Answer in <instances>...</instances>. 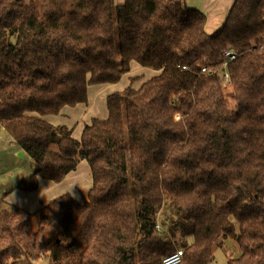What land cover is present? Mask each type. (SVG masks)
<instances>
[{
	"label": "trees",
	"instance_id": "16d2710c",
	"mask_svg": "<svg viewBox=\"0 0 264 264\" xmlns=\"http://www.w3.org/2000/svg\"><path fill=\"white\" fill-rule=\"evenodd\" d=\"M206 24L181 0H0V125L36 164L15 188L60 182L82 160L92 175L83 201L0 208V264H162L176 233L193 238L179 264H211L229 238L241 252L227 264H264V0ZM132 61L160 73L108 94L107 118L80 139L42 117Z\"/></svg>",
	"mask_w": 264,
	"mask_h": 264
},
{
	"label": "rangeland",
	"instance_id": "374dc122",
	"mask_svg": "<svg viewBox=\"0 0 264 264\" xmlns=\"http://www.w3.org/2000/svg\"><path fill=\"white\" fill-rule=\"evenodd\" d=\"M133 62L136 63V66L131 64L130 71L123 74L118 82L89 84L87 88L88 99L86 102H79L75 105H65L67 107L63 109L65 107L63 106L58 113L45 114L51 119L49 122L54 125L68 126L72 130V135L75 138H80L84 125L90 123L93 117L107 118V94L116 91L122 92L130 85L136 87L155 74L154 69L144 67L136 61ZM133 78H135V80H132ZM5 139L10 142L12 137L10 135L6 136L0 125V198L8 191L3 197L4 200L2 198L0 199V208L8 207L6 204L12 202L16 206L22 208L27 207L26 209L28 211H32L36 207L35 204L38 200H46L45 198L48 191L52 189L48 186L54 185V182L42 178L43 180L41 181L39 179L38 187L35 190L24 191L14 188L19 180L35 171L36 164L26 153L23 156H20V154L15 153V150L12 147H7L6 144H9V142H5ZM83 161L84 162L78 164L77 168L74 170L79 178L78 182L73 187V193L75 194L74 197L80 201L87 198L89 191L88 186H90L88 184L92 181V175L89 170L90 166L86 160ZM157 217L159 229L169 231L170 228L167 225L169 210L164 207L160 213H158ZM37 224L38 218L35 217L30 227L31 232L36 230ZM172 241L177 246V249H182L184 251L182 242L190 244L193 241V238L192 236L183 237L179 233H176V235L172 237ZM222 243V246L215 249L211 264H227L230 258L236 257L240 254V248L235 240L229 238ZM35 262L37 264H49V257L42 255Z\"/></svg>",
	"mask_w": 264,
	"mask_h": 264
},
{
	"label": "crops",
	"instance_id": "0c3cea01",
	"mask_svg": "<svg viewBox=\"0 0 264 264\" xmlns=\"http://www.w3.org/2000/svg\"><path fill=\"white\" fill-rule=\"evenodd\" d=\"M123 1L124 0H115V2L117 4L123 3ZM181 1H185L189 6L197 8L199 10H202L206 13V15H207L206 30L208 32H214L217 28H219L224 23L227 15H228V12H229V10H230L233 2H234V0H181ZM131 64L136 66L135 65L136 63H134L133 61L131 62ZM138 66H140V65H138ZM154 70H155L154 71L155 74H153V76L160 73V70H157V69H154ZM141 84L137 85L135 88H138ZM107 95H106V97H107ZM66 107L67 106H65L63 109H65ZM42 117L45 120H47L48 122H49V120L51 121V119L49 117H47L46 115H44ZM46 117H47V119H46ZM101 119H105V118H101ZM2 130L4 131V134L6 136L7 135L9 136V134L7 133V131L3 127H2ZM77 139H80V138H77ZM5 140H6L5 142H9L7 139H5ZM6 146L12 147L15 150V153L20 154V156H23L26 153L12 139L10 140L9 144H6ZM83 162L84 161L82 160L79 164H82ZM89 170H90V168H89ZM90 174H91V170H90ZM78 178H79L78 174L76 173V171L73 170V171L69 172L66 175V177L60 182H55V181L50 180V181L54 182L53 183L54 185L48 186L52 189L48 191L46 198H45L46 200L45 201L38 200L35 204L36 207L34 208V210H32L30 212H35L36 210L41 208L43 205L47 204L48 202H50L54 198L66 193V192H69L74 196L75 194L73 193V191H74L73 187L78 182ZM39 179H40V181L43 180L42 177H40ZM17 183H16V185H17ZM88 185H90V186H88L90 189L92 186V181ZM7 193H8V191L3 195V197ZM3 197H1V198L3 199ZM48 197H50V198H48ZM8 203L14 204L12 202H8ZM0 205H1V202H0ZM26 208L27 207H25L24 209H26Z\"/></svg>",
	"mask_w": 264,
	"mask_h": 264
},
{
	"label": "built area",
	"instance_id": "2783aa9c",
	"mask_svg": "<svg viewBox=\"0 0 264 264\" xmlns=\"http://www.w3.org/2000/svg\"><path fill=\"white\" fill-rule=\"evenodd\" d=\"M236 55V51L233 48H226L225 50L222 51V58L224 59L223 65H227L228 59H233ZM183 69H186V66L182 67ZM217 71L215 67L209 68L207 66H204L201 69L202 73H210V72H215ZM222 81L224 85H227L229 83V74L227 71H225V68L222 69ZM184 256V251L182 249H177L173 253L165 256L162 259V264H179L183 260Z\"/></svg>",
	"mask_w": 264,
	"mask_h": 264
}]
</instances>
